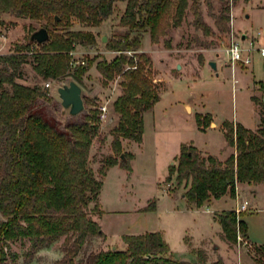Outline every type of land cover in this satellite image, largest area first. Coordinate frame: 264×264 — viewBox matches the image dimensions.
Wrapping results in <instances>:
<instances>
[{"label":"rangeland","instance_id":"obj_1","mask_svg":"<svg viewBox=\"0 0 264 264\" xmlns=\"http://www.w3.org/2000/svg\"><path fill=\"white\" fill-rule=\"evenodd\" d=\"M126 7L127 1L116 2L114 13L98 26L74 18L69 26L50 24L48 27L51 36L68 31H90L96 37V44H77L71 51L73 67L84 60H94L80 84L85 110L79 115L63 113L56 90L73 78L43 80L34 69L33 56L40 51L38 43L28 51V62L22 64L21 77L17 78L23 84H39L49 90L51 100L39 99L35 110L60 129L66 130L71 123H83L89 115L93 117L98 134L91 147V164L96 174L102 177L99 168L105 156L113 155L119 163L122 162L121 152L113 149L112 141L114 128L121 117L115 111L114 103L123 88L121 75L105 84L97 63L103 59L111 61L119 55L122 51L110 49L107 42L129 31L131 39L141 35V46L123 52L134 57L135 61L139 60L140 53L151 59L146 64L147 71L159 85L161 98L144 113L143 141L122 137L121 149L127 154L126 160L132 169L119 164L111 167L103 177L99 202L103 212L98 213L93 209L95 204H91L93 217L99 220L108 237L95 238L85 244L75 257V264H83L91 251L126 248L124 234L151 231L163 232L177 259L195 262V249L203 248L210 262L222 258L225 264H264V183L257 188L250 183H240V195L249 198L250 208L237 215L246 221L248 232L245 234L239 228L243 239L237 238V243L231 244L222 236L218 216L236 208L235 197L228 194L221 200L212 198L197 207L181 196L190 185H178L176 173L168 180L171 166L178 165L182 144H193L204 152L221 156L227 145L224 121L239 122L250 129L258 127L260 103L264 101V57L253 49L245 53L251 56L249 64L240 61L234 67L227 47L233 31L242 47L248 49L251 42L264 47V0H201L202 16L211 26V33L205 34L194 24L196 15L189 7L183 22L169 28L168 34L159 42L152 41L148 29L131 30L121 23ZM224 8L229 9L228 29L225 31L216 22ZM46 24L45 19L37 21L9 13L0 14V54L14 53L18 45L28 43L31 34ZM166 40L171 46L166 45ZM211 60L218 62L217 69L210 65ZM47 82L51 85L47 86ZM102 104L108 105L105 120L99 109ZM197 118L201 119V124ZM177 190L178 197L169 194ZM154 201L153 208L145 209ZM64 239L65 236L42 247L29 239L13 241L8 250L18 253V257L9 256L6 264H59L65 255Z\"/></svg>","mask_w":264,"mask_h":264},{"label":"trees","instance_id":"obj_2","mask_svg":"<svg viewBox=\"0 0 264 264\" xmlns=\"http://www.w3.org/2000/svg\"><path fill=\"white\" fill-rule=\"evenodd\" d=\"M118 1H127L121 23L131 30L148 29L153 42H159L174 24L179 26L189 7L196 15L194 24L207 35L212 31L203 19L201 0H0V14L45 19L47 29L50 24L69 26L74 18L98 26L114 13ZM228 10L224 8L216 18L224 31L228 29ZM165 42L171 46L169 40ZM34 43L30 38L28 43L18 45L14 53L0 54V264H6L9 256L17 259L18 253L8 250L13 241L29 239L42 247L63 236L65 255L59 264H75V257L85 244L106 238L100 222L91 213V204H95L93 209L98 213L103 212L99 207L103 177L111 167L119 164L132 169L121 149L122 137L143 141L144 113L154 107L161 95L159 85L147 71L150 57L140 53L135 61L123 52L140 48L141 35L131 39L129 31L109 40L110 49L122 52L111 61H99L97 69L105 84L116 75L122 77L123 92L114 103L121 117L112 141L113 149L121 152L122 162L113 155L105 156L99 177L91 164V147L98 134L93 117L89 115L85 122L68 124L62 130L35 110L39 99L51 100L49 90L39 84L31 86L17 81ZM96 43L90 31L55 34L48 42L39 44L40 51L33 56L34 69L43 80L71 76L81 84L94 60H84V64L73 67L71 51L77 44ZM260 115L256 129L224 121L228 145L235 147V152L225 160L205 154L193 144H182L178 165L171 166L168 180L176 173L178 185H190L185 196L197 207L225 194L234 198L237 182H264V101L260 103ZM197 121L202 122L200 118ZM153 205L155 201L145 209ZM218 220L223 238L231 244L237 243L239 228L245 234L248 232L246 221L238 218L235 210L224 211ZM123 240L126 248L91 251L83 264H225L222 258L210 262L203 248L195 249V262L175 258L161 231L124 234Z\"/></svg>","mask_w":264,"mask_h":264},{"label":"water","instance_id":"obj_3","mask_svg":"<svg viewBox=\"0 0 264 264\" xmlns=\"http://www.w3.org/2000/svg\"><path fill=\"white\" fill-rule=\"evenodd\" d=\"M30 38L33 42L44 44L50 40L51 35L46 27H41L34 31ZM210 65L217 69L216 61H210ZM56 90L60 97L64 114L68 113L70 116H77L85 110L83 88L77 81L71 79L69 82L58 86Z\"/></svg>","mask_w":264,"mask_h":264},{"label":"built area","instance_id":"obj_4","mask_svg":"<svg viewBox=\"0 0 264 264\" xmlns=\"http://www.w3.org/2000/svg\"><path fill=\"white\" fill-rule=\"evenodd\" d=\"M253 49L260 52L261 56L264 57V47L256 46L254 45L253 42H251V45L248 46V49L242 47L240 41L238 40V38L236 37L233 31L232 39L230 40V43L227 47V54L229 55L230 61L234 67H235V64L240 61L246 64H249L252 60L251 56L248 53L247 54L245 53L247 51H252ZM82 62L85 63V61H82ZM46 84L47 86H50L51 82H47ZM99 109L101 112V118L105 120L108 117V105L102 104L99 106ZM235 199H236V208L234 210L236 211L237 214L247 211L250 208L249 198L242 197L240 195V183L239 182L236 183ZM238 238L239 240L243 239L240 230L238 232Z\"/></svg>","mask_w":264,"mask_h":264},{"label":"crops","instance_id":"obj_5","mask_svg":"<svg viewBox=\"0 0 264 264\" xmlns=\"http://www.w3.org/2000/svg\"><path fill=\"white\" fill-rule=\"evenodd\" d=\"M211 61H216V60H211ZM217 62V61H216ZM209 63H210V61H209ZM217 68H218V62H217ZM216 126H217V122H216ZM201 150V149H200ZM228 150H231L230 151V153H228V154H226L227 153V151ZM201 151H203V150H201ZM204 152V151H203ZM233 152H235V147H233V146H230V145H228V142H227V145H226V148H225V154L224 155H221V156H219V155H217V154H214V155H217L220 159H222V160H225L230 154H232ZM205 154L206 153H210V152H204ZM210 154H212V153H210ZM115 166H119V165H115ZM114 167V166H113ZM108 173V172H107ZM262 183H264V182H262ZM259 184H261V183H259ZM259 184H252V185H254L255 186V188H257L258 186H259ZM169 194H172V195H174V196H179V192H178V190L177 191H175V192H173V193H169ZM181 194V193H180ZM228 194H225L224 196H222L221 198H219V199H214V201H216V200H221L223 197H225V196H227ZM181 196L182 197H184L185 199H186V196H185V193H182L181 194ZM211 202H209V204H210ZM205 205V204H204ZM100 216V215H99ZM98 220V219H97ZM99 221V220H98ZM102 226V225H101ZM105 233H106V231H104ZM106 235H107V233H106ZM107 237H108V235H107ZM196 261H197V259H196Z\"/></svg>","mask_w":264,"mask_h":264}]
</instances>
